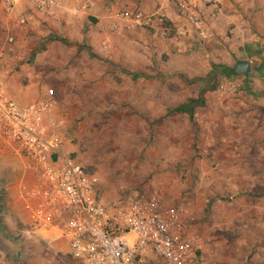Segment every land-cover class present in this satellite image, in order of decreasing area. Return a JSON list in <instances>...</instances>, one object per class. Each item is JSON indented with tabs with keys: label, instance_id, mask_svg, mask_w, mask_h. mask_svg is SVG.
<instances>
[{
	"label": "rangeland",
	"instance_id": "1",
	"mask_svg": "<svg viewBox=\"0 0 264 264\" xmlns=\"http://www.w3.org/2000/svg\"><path fill=\"white\" fill-rule=\"evenodd\" d=\"M111 23L86 25L81 41L47 27L8 34L0 24V34L15 39L8 74L38 98L54 89L52 115L62 122L66 153L100 177L105 200L157 197L178 209L207 264H264L263 107L222 90L224 74L203 53L193 58L197 71L206 65L203 74L175 72L183 59L161 47L173 36L116 32ZM104 30L100 48L88 43L91 32ZM10 232L0 222V264L46 253L47 244L33 249ZM54 254L79 264L60 249Z\"/></svg>",
	"mask_w": 264,
	"mask_h": 264
},
{
	"label": "built area",
	"instance_id": "2",
	"mask_svg": "<svg viewBox=\"0 0 264 264\" xmlns=\"http://www.w3.org/2000/svg\"><path fill=\"white\" fill-rule=\"evenodd\" d=\"M22 1L38 12L53 14L58 0H2L7 16ZM192 0H178L181 13L195 26L200 39L208 37L205 21L190 12ZM207 5L219 0H200ZM22 19L20 24H25ZM112 30L149 29L155 36H187L162 14L119 9L112 13ZM14 37L0 42V139L14 154L25 158L37 175L36 182L23 189L29 205L28 232L55 231L66 239L69 255L79 264H207L191 237L181 214L157 197H119L111 205L103 202L100 177L64 150L62 122L52 115L58 100L53 88L37 102L22 104L8 91L6 47ZM220 88L237 92L240 83Z\"/></svg>",
	"mask_w": 264,
	"mask_h": 264
},
{
	"label": "crops",
	"instance_id": "3",
	"mask_svg": "<svg viewBox=\"0 0 264 264\" xmlns=\"http://www.w3.org/2000/svg\"><path fill=\"white\" fill-rule=\"evenodd\" d=\"M2 1V0H0ZM59 5L53 14L38 12L25 1L20 2L14 9L12 16H7L0 24L7 30L8 34L14 32L20 36L34 31L44 33L43 27L47 30L57 31L69 40L81 41L84 28H91L92 25L108 22L112 13L118 9L131 11H144L150 14L165 15L170 22L178 28L185 29L187 36L168 38L163 41L166 54L176 53L173 57H179L181 64L177 65L175 72L203 74V69L197 71L193 65V58L200 53L212 59L213 68L219 73L224 74L227 81L240 83L241 88L236 95L237 100L250 101L253 105H258L264 109V0H219L216 4L207 5L200 0H192L190 12L200 16L205 21L208 31L206 39H200L198 31L189 20L184 17L178 7V0H58ZM2 4V2H1ZM258 8V10H257ZM262 15L263 22L260 27L256 12ZM22 19L25 24H20ZM89 21H88V20ZM15 24V27L12 26ZM106 24V23H105ZM106 26V25H105ZM103 26V27H105ZM102 27V28H103ZM107 26L104 28L106 30ZM91 32L88 36L89 41L100 48L102 41L107 37V32ZM19 31V32H18ZM4 32V31H3ZM6 34H0V42L3 45L6 41ZM9 37V36H8ZM10 45L6 47L10 55ZM200 49L201 52L196 51ZM196 51V52H195ZM196 56V57H197ZM192 59V60H191ZM186 61V66L184 63ZM240 61H248L251 64V71L248 74H237L236 66ZM8 66V57H7ZM212 68V70H213ZM208 71L211 68L207 69ZM9 69L4 72V76L10 95L22 104H30L36 98L35 103L44 95L38 98L39 93H30L29 88L16 83L15 76L8 74ZM212 72V71H210ZM214 72V71H213ZM11 75V76H10ZM38 90V89H37ZM20 97H28L27 102L21 101ZM38 98V99H37ZM68 146H64L67 151ZM35 171L28 167V161L19 155L14 154L0 139V222L9 226L10 230L21 240L19 244H30L37 249L38 246L47 244L46 253L41 250L39 257H24L25 264H49L50 262L60 263L53 253L60 249L61 252L69 255V245L66 239H56L55 231H38L36 235L28 232L29 205L24 195L23 189L30 187L36 182ZM119 199L107 201L103 198L106 205H111ZM6 220V221H5ZM10 232V233H12ZM28 240V241H25ZM20 247V245H17ZM19 254V253H18ZM14 262V261H13ZM6 264H11L7 262ZM14 264H17L14 262Z\"/></svg>",
	"mask_w": 264,
	"mask_h": 264
},
{
	"label": "water",
	"instance_id": "4",
	"mask_svg": "<svg viewBox=\"0 0 264 264\" xmlns=\"http://www.w3.org/2000/svg\"><path fill=\"white\" fill-rule=\"evenodd\" d=\"M236 73L237 74H248L251 71V64L248 61H240L237 63L236 66Z\"/></svg>",
	"mask_w": 264,
	"mask_h": 264
}]
</instances>
